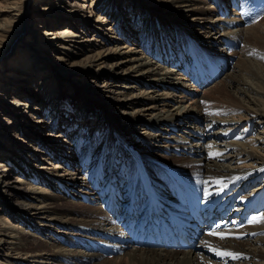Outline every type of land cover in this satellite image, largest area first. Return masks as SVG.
<instances>
[{
  "label": "bare ground",
  "instance_id": "1",
  "mask_svg": "<svg viewBox=\"0 0 264 264\" xmlns=\"http://www.w3.org/2000/svg\"><path fill=\"white\" fill-rule=\"evenodd\" d=\"M117 1L91 0L88 7L95 12L88 15H85L84 5L62 7L58 2L59 5L55 8L58 11L54 12L53 16L59 18L64 24L68 22L69 27L63 26L53 32L43 28L32 38L36 45L38 44L37 48L35 47L37 52H41L43 47L53 48L59 55H67L72 49L79 53L89 48H91L90 52L97 50L90 54L87 64L81 66L63 69L66 59L55 57L58 62L55 67L44 58L41 61L44 67L38 69H46L43 76L50 75L51 79L60 76L66 82L77 75L81 77L94 75L100 80H107L99 89L107 95L104 98L93 100L90 91L84 90L85 92L81 94H84L83 98L87 100L89 107H84L80 99L72 102L73 108L77 110L97 112L103 116L99 117L97 114V117L93 118L95 121L90 119L88 122L92 123L90 127H94L97 121H103V125L106 126V136H104L106 138L99 142L98 140L81 142L79 136L82 132L79 130L73 137L72 144L68 143L66 149L63 143L62 147L60 144L63 138L69 137L67 133L69 126L64 134L58 135L53 141L56 149L64 150L62 157L60 156L64 164L60 165L57 162L50 167L42 165L35 167L28 165L26 160L30 161L32 156L39 155L41 150H25L21 146L26 143L25 141L19 142L20 153H17L15 148L5 149L4 141L8 138L6 139V135L0 136V150L21 155L15 159L6 154L4 156L6 162L18 167V163L15 162L18 159L26 163V170H28L25 174L28 176V182L26 179H16L14 184L1 181L0 187L9 190V195H19L26 200L10 204L6 199H2L3 205L0 206V210L2 208L13 210L12 212L22 219L25 227L54 232L55 237L61 238L60 241L68 245L76 242V245L72 247H63L59 242H54L46 250L39 248V245L38 249H32V247L26 249L23 240L27 234L21 227L9 225L3 228L4 231H0L1 236L6 237L0 238V249L9 250L12 255H5L7 260L1 264H17L18 262L55 264L53 258L106 264L117 259L112 258L102 262L100 258L107 257V252L128 257L130 262L136 264H264V221L249 222L253 217L264 216V140L261 142L263 146L256 148L252 146L254 141L264 138V131L261 132L263 137L258 136L255 139L251 137L252 140L247 141L244 139L249 133V127L254 126L255 119L252 117L260 118L261 125L264 127V79L252 77L255 69L251 58L245 57L246 48L244 52L241 51L237 60L230 63L231 56L235 54L233 48L235 43L243 41L244 46H249L262 39L263 30L262 27H257L259 24L245 29L240 25L247 23L248 19L262 16L263 0H226L225 3L231 4L230 7L233 9L222 5L220 1L223 0H214L215 5L210 4V6L209 3L212 0H159L157 4H153V0H131L137 7V11L146 12L147 20L162 19L170 26V30L166 32V38L162 34L150 39L144 35L137 37L135 31L126 34V28L121 27L120 22L124 20L125 23L122 24L127 26L128 19L123 17V9L117 10L115 6ZM14 5V2H9L5 6L8 15L14 16ZM111 11L115 17L119 14L116 24L123 30L127 40L138 39L142 49L149 47L150 42L153 45L156 43L159 49L158 51L156 49L158 58H154L155 60L149 58L146 55L148 53L141 52L137 46L134 48L130 42L114 45L108 49L101 48L103 46L99 45L102 44L100 40L93 37L81 39L83 31L71 27L76 21L84 27L93 29L98 37H103L108 43L111 44L115 40L117 42L120 39L110 36L116 31L107 26L109 23L107 16ZM37 12L32 9L31 13H28L32 14L37 21L39 24L37 26H40L44 20L47 23L48 15L41 16ZM136 18L139 17L134 15V20ZM198 23L205 25L207 29V31H200L203 34L198 33L199 31L194 27ZM19 24L22 25L21 22ZM6 25L4 22L0 26L2 33ZM18 26H16L19 28L18 33L16 32L14 36V40L17 39V41L21 30V26ZM212 30L215 31L213 34ZM140 31L142 29L139 24L138 32ZM170 38L174 42L172 45L168 41ZM12 45L13 43L0 48V60L4 58ZM181 50L184 59L187 58L186 60L189 61L190 69L195 70L193 72L197 74L198 84H205L209 77L205 75L201 77L202 69L197 63L196 54L203 52L217 58L213 61L215 70L227 71L223 69L225 67L229 69L223 79L210 88V91L215 88L217 93L224 95L221 102L225 104V107L235 105V102L231 104L233 102L225 96L228 88L230 89L231 84L234 83L235 90L245 96L244 98L236 95L237 105L229 111V113L241 114L239 120L233 117L227 119V117L212 116L205 120L204 104L199 103L198 98H192L193 101L189 105L175 99L182 98L185 93L188 95L191 93L189 85L181 81L187 79H184V76L181 78L177 76L181 60L173 58V54L179 52L180 55ZM24 54L12 60L7 73L16 74L20 72L19 70L28 68L29 64ZM112 58L116 61L110 65L104 64L105 60ZM193 62L197 64V69L193 67ZM184 67L185 65L181 62V69ZM63 70L67 72L64 73ZM182 74L193 81L188 72ZM27 76L35 81L36 71L29 72ZM216 76V74L212 75L213 78ZM193 82L196 83V81ZM221 84L222 87H220ZM111 85L117 89L114 96L110 95ZM157 90L160 91L157 92ZM175 90L181 91L176 97L173 93ZM60 95L64 97L60 91L54 102L46 104L57 110V105L60 106L62 102ZM203 98L200 101H203ZM208 99L213 100L211 96ZM99 100L103 102H95ZM5 104L4 102L3 105ZM10 106L14 109L12 114L18 120L27 115L29 118L30 115L27 112L31 111V108L27 103L10 102ZM121 107L126 109L117 114L118 108ZM32 111H37V108H32ZM91 115L89 114V117ZM69 118L66 122L83 125L80 119V122L76 121L78 118L74 115L69 114ZM242 118L244 120L241 121H245L244 123L251 122L246 129H242L244 125L240 121ZM35 122L39 126L43 125L42 121ZM232 125L238 129V135L233 128H230ZM140 126L143 128L133 129ZM220 127L228 131L219 132ZM225 135L228 137L223 139ZM47 150L49 151V145ZM24 151L27 153H23ZM240 157L245 163L240 162ZM37 159L39 156H36ZM255 163H261L263 166H255ZM115 169H118L119 174L115 173ZM9 172L7 166L0 162V177H6ZM28 174L30 179L36 178L39 185L31 186ZM208 195L211 200H208L205 205L207 202L205 198ZM197 197L203 198L204 204L196 205L201 208V214L214 217L213 223H216L214 227L222 225L225 227L221 229L216 227L204 233L195 250L174 251L161 248V241H156L160 238L156 234L154 235L155 243L148 241L147 246L143 248H137L136 245L132 247L127 243L128 240L122 230L123 225L137 234L142 230L147 232L146 229L151 227L150 224L160 223L157 214L164 220L168 217L178 220L187 218L191 223L201 227L200 223L192 218L193 209L189 205V203L194 204L193 201ZM60 200L73 204L74 208H69L65 215H62L64 212L58 214L55 202ZM118 209L120 214L117 213ZM149 209L152 212L151 222H147ZM246 209L257 212L250 217L239 219L238 215ZM54 227L61 230L55 231ZM213 231L224 232L228 234L227 238L220 239L219 236L209 235ZM94 233L95 237H91ZM255 233L259 235L256 237ZM214 249L239 254L240 258L218 256Z\"/></svg>",
  "mask_w": 264,
  "mask_h": 264
},
{
  "label": "rangeland",
  "instance_id": "2",
  "mask_svg": "<svg viewBox=\"0 0 264 264\" xmlns=\"http://www.w3.org/2000/svg\"><path fill=\"white\" fill-rule=\"evenodd\" d=\"M9 2L15 3V5L13 6L14 10H15V11H13V12H15V14H13L14 16L8 15L9 13H6L7 8L5 6ZM58 2L61 3L62 7H70V6L79 7L80 5H84L86 8L85 15L86 14L87 15L88 14H94V12H95L94 10H92L88 7L91 4V0H59ZM58 2L55 0L54 1H51V0H0V26H2V24L4 22H5V24H7L6 28H5L6 31L3 30V33H2V31L0 30V48H3V47L5 48L7 44L9 45V44L13 43V45L11 47H9L8 52L6 53L4 58L2 60H0V136L6 135V139L8 138L6 141H4L5 145H6L5 149H9V150L11 149L12 150L13 148H15L14 150H17V153H20L19 142L25 141L26 143L25 144L23 143L21 145V146H23V148L25 150H28V149L41 150L39 155L32 156L30 161L26 160V163L28 165H32L35 167L36 166L40 167V165L50 167L53 163H57V162L60 165L64 164L62 162V159L60 158V156L62 157V152L64 150L63 149H56L54 147L53 141H55L57 139L58 135L64 134L65 130L68 129L69 126H70V129H68L69 131L67 130L69 137L63 138L65 140V142H64V140H63V142L60 140L61 141V144H60L61 147H62V143H63V145L66 149H67L66 146L68 145V143L72 144L73 137L78 134L79 130H81V132H82V134L79 136L81 142H84V141L93 142L94 140L95 141L98 140V142H99V140H103L104 138H106V137H104V136H106V133H105L106 132V126L103 125V121H101V120L99 122L97 121V124L94 127H90L92 123L88 122L90 119L94 120L93 118H94V116L97 117V114L99 117H103V116L97 112H92V111H83L82 112L81 110H77L76 108H73L72 102L73 101L76 102L77 101L76 99H80L83 102L84 107H89L87 100L85 98H83L84 94L83 95L81 94V93L85 92L84 90L90 91V96L93 100L104 98L107 95L104 94L102 92V90H99V89L101 88V86H103L105 84V82H107V80H102V79L100 80L99 78H95L94 75L93 76L85 75L84 77L77 75V76H73V77L69 78L68 82H66L60 76H57L54 79H51L50 75H47V76L45 75L46 76L45 77L43 75H44L46 69H38L39 67H44V65L41 62L42 59H44V58L47 59V61L49 63H51V65L53 67H55V64H58L55 57L66 59L65 65L63 66V69H69L71 67L74 68L78 65L81 66V65L87 64V60L89 59L90 54L97 51L96 49H94V50H92V52H90L89 49H91V48H89L88 50L84 49L83 52L79 53L78 51L72 49L70 51V53H68L67 55H61V54L59 55L58 53H56L55 49L46 48V47H43L41 52L36 51L35 47L37 48L38 44L36 45V42L33 41L32 38H33V36L38 35L40 30H43V28H46V29H49L50 31L53 32L54 30H56L58 28H61L63 26L69 27L68 25H70V24H67L68 22L66 24H64V22H61L59 18H55L53 16L54 12L58 11L55 9L59 5ZM158 2H159V0H153L152 1L153 4H157ZM210 2L211 3H209V6H210V4L215 5V4H213L214 0H212ZM225 2H226V0L220 1V3L222 5L228 6L229 9H233L230 7L231 4L227 5ZM116 3H115V6H117V10L123 9V12H124L123 17L128 19L127 26H126V24L123 25L125 23L124 20H123V22H120V26L123 28H126V34H130L131 31L132 32L135 31V34L137 37H138V35H144L146 38L150 39V38H156L159 35L161 36L162 34L164 35L165 38L167 37L166 32H168L170 30V28H169L170 26L168 24H166L165 22H163L162 19L158 20V18H153V19L147 20L146 12H143L141 10L137 11V7L135 6V4H132L131 0H125V1L124 0H118ZM263 3H264V0H263ZM110 7H112V5H110ZM32 9H35L36 11H38L37 13L41 16H43V15L49 16V14H50V17L47 16V18H49L48 22L45 23L46 20H44L43 22L40 23V26H37L39 24L34 19L32 14H28L29 12L31 13ZM52 9H53V11H52ZM22 11L24 13H22ZM216 11L218 13L217 8H216ZM263 14H264V11H263ZM263 14L260 18L255 17V19H252V20L248 19L247 23H245V24L243 23L240 25L241 28L245 29L246 27H250L252 25L259 24V26H257V27L258 28L262 27L261 29L263 30L262 39L261 40L259 39L260 41H256L254 44H251L249 46L248 45L244 46L243 41H238V43H235L233 48L235 49L234 51H235L236 55L234 54L233 56H231L232 59H230V63L237 60L238 57L240 56V53L244 52L245 48H246V51H245L246 56L245 57L251 58L250 60L253 61V68L255 69V73H253L252 77H259V78L263 77V79H264V74H262V73H264V59L260 58L261 56H264V39H263L264 38V29H263L264 28V21H263L264 15ZM118 15L119 14H117V16ZM134 15L139 17V18L135 19L137 22H135V20H134ZM117 16L115 17V14L112 13V11L107 16V18H109L108 19L109 23L107 24V26L109 28H111V30H115L117 32V33L114 32L115 34L114 35L112 34L110 36H113L116 39L121 40V41L117 40V42L115 40V42H112L111 44L108 43V41H106L103 37H98L97 33L93 29H91L90 27H86V26L84 27L83 24H80L79 22L74 21L73 22L74 24H72L71 27H73V29L83 31L84 34L81 35V39H87V38L90 39L93 37V38L100 40V42L102 44H99V45L103 46L101 48L108 49V48L114 47V45H123V43L126 44L125 42H130L133 44L134 48H136V46H137L138 49H141L140 50L141 52L144 51L143 53H145V54L148 53L146 55H148L149 58H152L153 60L158 58V54L156 53V49H157L156 43H155V45H153V43L150 42L148 44L149 47H147L146 49L145 48L142 49L141 45L138 43V39L137 40H129V41L127 40V37L122 32L123 30L120 29L119 27H117V24H116L117 19H118ZM10 18H12V19H10ZM20 22L22 25L19 24ZM202 23H204V21H202ZM18 24H19V26H21V30L19 33V40L17 41V39L14 40V36L18 33L19 28H16V26H18ZM139 24L141 25V29H142V31H140V33L138 32ZM154 25H156V26H154ZM194 27L197 31H199L198 33H201V34H203V32H200V31H207L205 25H202L200 23L196 24V26H194ZM200 27H202V28H200ZM117 29H119V31ZM173 29L175 30V28H173ZM160 30H162V32ZM214 32H215L214 30L211 31L212 34ZM176 33L178 34L177 31H176ZM168 41H169V44H171V45H172V43L174 44L172 38L168 39ZM168 41H167V43H168ZM229 41L231 42V40H229ZM256 44H257V46H255ZM130 46L131 45H129V48H131ZM34 49H35V51H33ZM158 50L159 49H157V51ZM260 50H262V52H260ZM24 53H28V54H24ZM178 53L179 52H174V54H173V58H175V59L180 58V60H181L179 62V66H178V67H180L179 72H178L179 75L177 74V76L179 78L184 76V79L188 80V77L182 73L188 72L190 74V76H192V74H191L192 69H190V67H189V61L186 60L187 58L184 59L183 51L182 50L180 51V53H181L180 55L183 56L182 58ZM245 53H243V54H245ZM250 53H254V54L250 55ZM21 54H24L26 62L29 64L28 68L19 70L20 72H17L16 74L7 73L6 71L8 70V68H10L12 60ZM184 55L186 57V54H184ZM256 55H258V56H256ZM207 56L208 55L204 54L203 52H201L200 54H196L197 63L201 67L200 69H202L200 71L201 77H203L204 75L209 77L208 82L203 84L205 86L202 87L201 85H199V84H197L191 80H188V81L187 80L186 81L181 80L182 82H185V84L189 85V89L191 90V93H190V95L185 93L182 98L181 97L178 98L176 96H178L179 92H181V91L175 90L173 92L174 97H176L175 99H177V101L184 102V104H186V105L191 104V102L193 101L192 98H195V99L198 98L197 100H199V103L204 104L203 114H205V120H207L208 118H211V116L214 118L227 117V119H232V117H233V119L236 118L237 120H239V118H240L239 116H241V114H237V113L235 114L234 112L229 113V111H230V108L233 109L232 107L237 105V102H236L237 100L235 98L236 95L239 97H244V98H245V96L240 94L237 90H235V87H234L235 84L232 83L230 89L228 88V91L226 92L225 96L231 102H233L231 104H234V102L236 104L230 105V106L226 105V107L224 106L225 104L221 102L223 99L222 96H224V95L217 93L216 90H214L215 88L212 91H210V88H212L216 83H218L219 80L223 79V77L229 71V69H227V67H225L223 69H226L227 71L215 70L214 69V63L215 62H213V61L216 60L217 58L212 57V56H208V57ZM165 58H167V57H165ZM159 59H161V58H159ZM114 61H116L114 58H112L111 60H105L104 64L110 65ZM159 62H161V60H159ZM181 62H182V65H185V67L182 69H181ZM193 67L197 69V64L195 62H193ZM25 70H27V71H25ZM31 71H36L35 81L30 80V77L27 76L29 74V72H31ZM63 71H64V73L67 72L65 70H63ZM213 74H216L217 76L215 78H213L212 77ZM17 78H21V80L18 81ZM46 78H49V79H46ZM213 80H215V81H213ZM14 81H17V82H14ZM8 83H10V84H8ZM94 87H97V88L95 89ZM220 87H222V84ZM263 88H264V86H263ZM110 90H111V94H110L111 96L116 95L117 89L112 87V85L110 87ZM60 91L62 92V95L64 97H61V95H60L62 102H61L60 106L57 105V107H56L57 110H56L55 107H52L51 105L48 106V104H50L51 102H54V100H56V96L59 94ZM159 91L160 90H157V92H159ZM208 96L209 97L211 96L213 98V100H209ZM202 97L205 98V99L203 98L204 102L200 101V99ZM42 100H43V102L40 103V101H42ZM100 101H102V100L95 101V102H100ZM4 102L7 105L6 104L3 105ZM10 102L27 103L28 105H30V108H31V111L29 110L27 112V114H29L30 116H32L34 118L32 119L30 116L28 118V115H27L25 117H21V119L18 120L16 118V116L14 114H12L14 109L10 106ZM46 103H48V104H46ZM34 107L37 108V111H35V112L32 111V108L34 109ZM7 108H9V109H7ZM125 109L126 108H124V107L118 108L117 114L120 113V111H124ZM69 114L77 117L78 118L77 120L75 118L76 121H78L80 119L81 122L83 123V125L80 123H79V125H77L78 123L77 124H74V123L71 124L68 121L66 122V119H70ZM89 114H92V115L89 117ZM228 116H230V117H228ZM248 117H250V116H248ZM252 118L255 119V121L253 120L254 126H250L251 122L250 123H244L245 121H241V120H244V118L240 119V121L244 123V125H242V129H246L250 126L248 135L244 137V139H246V141L252 140L251 137L254 139L258 136L263 137V134H261V132L264 131V129H263L264 127H263V125H261L262 123H261L260 118L258 119L256 116H254ZM249 119H251V118H249ZM36 120L42 121L43 125H41V126L37 125L35 122ZM80 120H79V122H80ZM87 123H88V125H87ZM203 124H205V123H203ZM66 125H68L67 128H66ZM141 128H143V127L140 126L139 128L137 127V128H133V129L138 130ZM221 128L222 127H220L219 132L228 131V130H226V128H222V129ZM230 128L231 129L233 128L234 131H236V133H237L238 129L234 125L230 126ZM67 133H65V134H67ZM25 135H27L28 137H26ZM227 137L228 136L225 135V136H223V139H226ZM216 140L217 139H215V141ZM263 140H264V138L257 140V142L254 141V144L252 146L254 148L259 147L260 145L263 146L261 144V142ZM48 145H49V151L47 150ZM51 152H52V154H50ZM23 153H27V152L24 151ZM6 154L9 157L11 156V158L15 157V159L18 158L19 156H21L18 154L8 153V152H6V150H0V162H2L3 164H5L7 166L8 171L10 170V172L7 173L6 177H0V184H2L1 181H6V182L8 181L9 183L14 184V181L16 179H21V180L26 179V181L28 182V176L25 175L28 172V170H26V168H27L26 163L17 159L15 162L18 163L19 168L17 166L16 167L12 166V163L6 162V159L4 157ZM36 156H39V159L36 160ZM54 156H56V158H54ZM241 159L242 158L240 157L239 158L240 162L245 163ZM174 164L179 165L177 163H174ZM163 165H164V163H163ZM254 165L255 166H263L261 163H255ZM21 171H23L25 173H23ZM115 173L119 174L118 169H115ZM28 175H29V179H30V174H28ZM33 180L30 179V181H29L31 186L32 185H34V186L39 185V183L36 182L37 181L36 178L33 177ZM89 181L91 183V180H89ZM90 187H91V185H90ZM0 191H1L0 192V206L1 207L3 205L2 199H6L7 202H9L10 204H17V203H20L21 201L26 200L19 195H9L10 194L9 190H7V189L5 190V188L2 189L0 187ZM80 200H82V199H80ZM62 201L63 200L55 202L56 209H57L56 212L58 214H62L64 212V214H62V215H65V213L68 211L69 208L70 209L74 208V205L70 204L69 202H66V201L62 202ZM12 211L13 210H11V209L10 210H3V208L0 210V231H4L3 228H6L9 225H16L18 227H21L24 230L25 234H27L24 237L25 240H23V242L26 244V249L27 248L31 249V247H32V249H35V248L38 249L37 246L39 245V248L46 250L47 248H49V246H51V243L53 245L54 242H59L63 247H72V245H76V242H75V244L70 243L72 245H68L66 243H63L62 241H60L61 238L54 236V232L50 233V231H48V230H41V229L39 230V229H33V228L31 229L29 227H25L26 225L24 224L22 219L19 216H16ZM54 228H55L54 229L55 231L61 230V228H58V227H54ZM1 235L2 234L0 233L1 239L6 238V237H2ZM254 235L257 237L259 234L255 233ZM91 237H95V233L92 234ZM69 239L74 240L73 238H69ZM6 240H9V239H6ZM93 241H95V240H93ZM7 254L8 255L11 254L9 252V250L0 249V255H1L0 256V264L6 262L7 257L5 255H7ZM106 254H107L106 255L107 257H104L103 259L100 258L101 260H103L102 262L106 261L107 259L110 260L112 258L113 259L117 258L111 262H107L106 264H136L135 262H130L128 257H124L120 254L118 256H117V254H113L111 252L110 253L107 252ZM101 260H100V263H101ZM53 262L55 264H92V262H89V261L84 262V261H80L78 259L77 260H71V259H69V260L68 259L67 260H61V259L58 260L57 258H53ZM21 263H23V262H18L17 264H21Z\"/></svg>",
  "mask_w": 264,
  "mask_h": 264
},
{
  "label": "snow or ice",
  "instance_id": "3",
  "mask_svg": "<svg viewBox=\"0 0 264 264\" xmlns=\"http://www.w3.org/2000/svg\"><path fill=\"white\" fill-rule=\"evenodd\" d=\"M251 54H254V53H250V55ZM260 58L264 59V56H261ZM261 221H264V216L253 217L252 220L249 222L250 223H259ZM209 235H215V236H219L220 239H225V238H227L228 234H226L224 232L213 231V232H210ZM237 238H239V237H237ZM214 251L216 252V255L221 256V257H231L232 259H239L240 258L239 254H235V253H232L229 251H221L219 249H214Z\"/></svg>",
  "mask_w": 264,
  "mask_h": 264
}]
</instances>
